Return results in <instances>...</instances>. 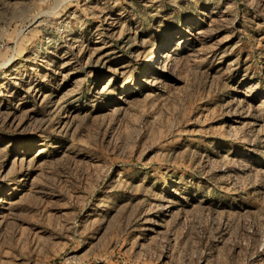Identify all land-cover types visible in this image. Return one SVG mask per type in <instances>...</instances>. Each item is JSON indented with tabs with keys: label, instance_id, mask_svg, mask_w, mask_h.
Instances as JSON below:
<instances>
[{
	"label": "rangeland",
	"instance_id": "1",
	"mask_svg": "<svg viewBox=\"0 0 264 264\" xmlns=\"http://www.w3.org/2000/svg\"><path fill=\"white\" fill-rule=\"evenodd\" d=\"M0 264H264V0H0Z\"/></svg>",
	"mask_w": 264,
	"mask_h": 264
},
{
	"label": "bare ground",
	"instance_id": "2",
	"mask_svg": "<svg viewBox=\"0 0 264 264\" xmlns=\"http://www.w3.org/2000/svg\"><path fill=\"white\" fill-rule=\"evenodd\" d=\"M110 82L111 81H109L108 83L104 84L103 87H102V89H107L109 87V85H110Z\"/></svg>",
	"mask_w": 264,
	"mask_h": 264
}]
</instances>
